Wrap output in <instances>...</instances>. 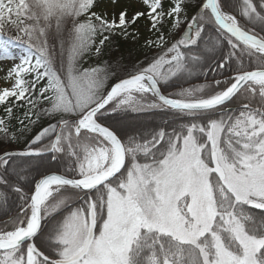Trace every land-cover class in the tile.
<instances>
[{
	"label": "snow or ice",
	"instance_id": "1",
	"mask_svg": "<svg viewBox=\"0 0 264 264\" xmlns=\"http://www.w3.org/2000/svg\"><path fill=\"white\" fill-rule=\"evenodd\" d=\"M141 2L147 11L109 19L91 11L96 0H0V60L20 61L0 104L30 106L18 134L0 118V211L17 199L0 227V264H264V0ZM142 17L158 33L145 41L158 51L144 67L82 68L110 35L135 40ZM208 72L220 78L162 92ZM142 111L173 119L118 134ZM42 119L53 122L33 133ZM47 160H62L63 172Z\"/></svg>",
	"mask_w": 264,
	"mask_h": 264
},
{
	"label": "trees",
	"instance_id": "2",
	"mask_svg": "<svg viewBox=\"0 0 264 264\" xmlns=\"http://www.w3.org/2000/svg\"><path fill=\"white\" fill-rule=\"evenodd\" d=\"M202 0H190V3H200ZM163 7H168L171 5V0H162ZM188 13H195V8H188L186 9ZM85 17L81 16L80 20H84ZM7 35H14L15 30L6 28L5 29ZM105 35H109L108 33H105ZM100 37H97V43ZM151 49L148 48L147 51L143 52L142 55L137 54L128 46V44L125 42V38L121 36L118 32L117 34L110 35L109 40L105 42V45L102 48V56L98 60L96 66H103L105 63L112 65L119 62L122 65H127L129 69H132L133 66H129L133 63H136L135 65H139L140 62L146 61V57L150 58L152 54H150ZM91 54H86L82 61L81 66L85 69V65L87 63V60L90 58ZM144 56V58H143ZM144 59V60H143ZM144 63V62H143ZM95 66V67H96ZM224 72V76L227 77L229 75V71L227 69L222 70ZM125 73H120L117 77H114L108 81L107 86L112 84L113 82L117 81L119 78H123ZM215 76V73L208 72L206 75H197L190 79H173L171 82L162 85V92L164 94H174L175 91L180 90L181 88H184L186 86H191L193 84H203L206 82H211ZM215 78H220L219 76H215ZM26 79L31 80L32 76L29 75L26 77ZM46 83V80L41 81L37 85V93L39 88L43 87ZM108 88V87H107ZM173 98H175L173 96ZM232 104H238L237 101H233ZM45 104L39 105V107H46ZM11 107L12 109V118L11 120H8L7 113L5 112V108ZM29 105H27L24 101H16L14 97H10L8 102L6 104H0V118H4L6 123L9 124V129L11 132H15L18 134L19 129L21 128V125L19 123L20 120H24L27 124L28 121L25 119L24 113L29 110ZM238 107L231 109L236 110ZM109 115H115L114 113H110ZM104 120H107L106 118H103ZM173 117L169 113L160 112V111H142V112H130L127 114L126 118L121 120L119 124L116 125V130L118 131V134L123 135L124 132H127L128 134H132L136 131H144L147 129L157 128L158 126H163L164 122L166 120L170 121ZM53 121L48 119H42L41 122L33 128V133L38 131L41 127L46 126L48 123H51ZM127 126V127H126ZM2 139V138H0ZM8 146H14L15 148L19 149L24 146V140L21 139L19 142L16 143H7ZM46 163L50 165V168L48 169L49 172H63L64 165L62 160L58 161H51L47 160ZM41 172H44L45 169H41ZM34 176H37V173H33ZM9 200H10V208L6 209L4 211H0V227L4 226V221L8 219L11 216H15L17 212V199L14 195L9 194ZM65 211V210H64ZM259 211V210H256ZM57 216L60 214L57 213ZM47 223V222H45ZM53 223V221H52ZM10 227V225H9Z\"/></svg>",
	"mask_w": 264,
	"mask_h": 264
},
{
	"label": "rangeland",
	"instance_id": "3",
	"mask_svg": "<svg viewBox=\"0 0 264 264\" xmlns=\"http://www.w3.org/2000/svg\"><path fill=\"white\" fill-rule=\"evenodd\" d=\"M169 7L170 6L165 7L164 9L167 10ZM125 8L128 10L129 16H131L135 11H147V9L143 6L141 0H116L115 3H113V0H96L95 6L91 9V11L97 12L102 15L107 13L108 18L111 19L114 14H117L119 11ZM193 14L194 13H188L189 17H191V15ZM170 25H171V21L167 20L165 26L163 27V31L166 36L169 34ZM149 28H150V22L146 18L142 17L137 21L135 25L132 26V28L129 29L130 32L135 30L138 33L137 38L133 40L131 37L129 38L124 37L125 42L128 44V46H130V48L139 55H142L143 52L147 51L148 49L147 47L144 46L145 41L147 39H155L156 35H158V33L154 34L153 32H150ZM184 28H185L184 26H181L180 29L176 30L174 36L169 37L170 42L175 38H178L182 33V31L184 30ZM15 35H17V33H14V35H10V36H15ZM10 51L15 56H18L20 54V49L16 47L11 48ZM156 51L158 50L155 48H151V51L149 52L150 54L153 55ZM101 56H102V51L100 55H96L93 48L90 58L87 60V63L85 65V69L90 67H95ZM19 62H20L19 59L0 60V90L4 88H10L12 86L14 80L7 78L8 70L11 69L14 66V64H18ZM143 62L139 63L140 67H144L148 61L146 60ZM135 64L136 63H133L129 66H134ZM196 85H199V83L193 84L191 86H186L184 88L193 87ZM177 91L179 90L177 89ZM7 147L11 150L17 149L14 146L7 145ZM64 214H66V210L64 211ZM53 223H55L54 220Z\"/></svg>",
	"mask_w": 264,
	"mask_h": 264
},
{
	"label": "flooded vegetation",
	"instance_id": "4",
	"mask_svg": "<svg viewBox=\"0 0 264 264\" xmlns=\"http://www.w3.org/2000/svg\"><path fill=\"white\" fill-rule=\"evenodd\" d=\"M233 102L229 103L228 105H226V108L231 110L234 109L236 107H239V103L238 104H232Z\"/></svg>",
	"mask_w": 264,
	"mask_h": 264
},
{
	"label": "water",
	"instance_id": "5",
	"mask_svg": "<svg viewBox=\"0 0 264 264\" xmlns=\"http://www.w3.org/2000/svg\"><path fill=\"white\" fill-rule=\"evenodd\" d=\"M184 30H185V29H184ZM184 30H183V31H184ZM183 31H182V33H183ZM182 33H181V34H182ZM181 34H180V35H181ZM116 82H117V81H116ZM116 82H113V83L109 86V88H108L107 90H109V89L111 88V86H112L114 83H116ZM50 173H57V174H59L58 172H50Z\"/></svg>",
	"mask_w": 264,
	"mask_h": 264
}]
</instances>
